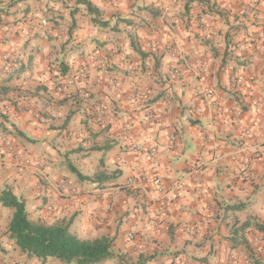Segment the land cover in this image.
I'll return each mask as SVG.
<instances>
[{
    "label": "crops",
    "instance_id": "crops-1",
    "mask_svg": "<svg viewBox=\"0 0 264 264\" xmlns=\"http://www.w3.org/2000/svg\"><path fill=\"white\" fill-rule=\"evenodd\" d=\"M86 1L0 0V189L96 264H264V0Z\"/></svg>",
    "mask_w": 264,
    "mask_h": 264
},
{
    "label": "trees",
    "instance_id": "trees-1",
    "mask_svg": "<svg viewBox=\"0 0 264 264\" xmlns=\"http://www.w3.org/2000/svg\"><path fill=\"white\" fill-rule=\"evenodd\" d=\"M93 21L100 23L98 10L88 1L80 0ZM0 202L13 209L7 225V233L19 249L28 257H38L42 263L55 258L63 264H96L111 255V241L107 237L80 239L69 231L68 223L46 224L28 217L25 202L9 187L0 189Z\"/></svg>",
    "mask_w": 264,
    "mask_h": 264
},
{
    "label": "built area",
    "instance_id": "built-area-1",
    "mask_svg": "<svg viewBox=\"0 0 264 264\" xmlns=\"http://www.w3.org/2000/svg\"><path fill=\"white\" fill-rule=\"evenodd\" d=\"M4 60H5V63H7V61L9 60V56H6L4 58ZM10 60H11V58H10ZM99 62H100L101 65H104V62L102 60H100ZM77 71H78V74L81 77H85L86 76V72H87V68H86V66H82V67L78 68ZM66 82H71V81L70 80H66ZM207 97H210V93H207ZM5 144H6V149H7L8 152L12 153L13 151H15V147L11 143V141L6 140ZM17 154H18V157H23V154L20 153V151H18ZM26 162H29V160L26 159ZM197 166H198V168H200L201 167V163H198ZM152 182L154 184L158 185L159 184V178H157V177L156 178H152ZM47 209L49 210L50 206H47ZM177 264H181V263H177ZM234 264H237V263H234Z\"/></svg>",
    "mask_w": 264,
    "mask_h": 264
}]
</instances>
